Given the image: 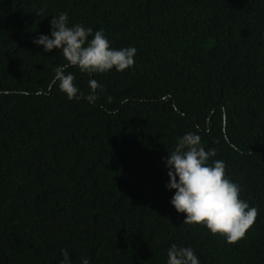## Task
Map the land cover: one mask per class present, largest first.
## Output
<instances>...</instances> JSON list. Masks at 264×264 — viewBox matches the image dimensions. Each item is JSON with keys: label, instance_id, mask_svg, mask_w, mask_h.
I'll return each instance as SVG.
<instances>
[{"label": "trees", "instance_id": "1", "mask_svg": "<svg viewBox=\"0 0 264 264\" xmlns=\"http://www.w3.org/2000/svg\"><path fill=\"white\" fill-rule=\"evenodd\" d=\"M61 12L137 49L125 72L66 68L85 95L99 82L94 103L32 42ZM197 131L258 209L235 243L170 204L163 158ZM173 243L264 264V0H0V264H166Z\"/></svg>", "mask_w": 264, "mask_h": 264}, {"label": "clouds", "instance_id": "2", "mask_svg": "<svg viewBox=\"0 0 264 264\" xmlns=\"http://www.w3.org/2000/svg\"><path fill=\"white\" fill-rule=\"evenodd\" d=\"M32 42L45 53L58 50L68 65L57 68L53 84L69 100H86L90 104L97 100L99 82L90 79V91L85 95L75 84V75L66 68L75 66L89 75L112 70L125 72L134 65L137 55L133 46L112 47L103 30L70 24L66 12L51 17L50 35L41 34ZM215 155L214 150L205 149L198 131L177 137L174 149L163 158L169 178L166 189L174 192L170 204L178 214L184 215L183 224L202 225L226 242L235 243L254 224L258 209L241 198L240 185L227 176L225 162L213 159ZM61 255V264H72L67 250L62 249ZM166 255V264H200L190 246L173 243ZM80 264H90V261L82 257Z\"/></svg>", "mask_w": 264, "mask_h": 264}]
</instances>
